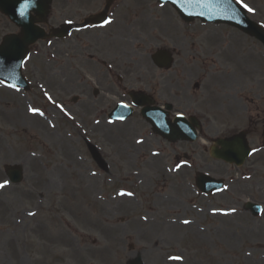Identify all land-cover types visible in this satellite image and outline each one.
Instances as JSON below:
<instances>
[{
    "label": "rangeland",
    "instance_id": "rangeland-1",
    "mask_svg": "<svg viewBox=\"0 0 264 264\" xmlns=\"http://www.w3.org/2000/svg\"><path fill=\"white\" fill-rule=\"evenodd\" d=\"M238 1L264 26V0ZM164 8L153 35H161L177 61H196L200 69L189 81L204 78V89L194 93L207 99L199 106L205 116L200 139L168 143L137 112L109 125L105 114L121 98L117 94L105 95L102 104L104 94L92 103L72 104L81 71L73 65L69 94L63 42L38 41L23 66L29 90L0 83V183L8 181L6 165H20L24 172L20 184L0 189V264H127L137 254L143 264H255L264 254L262 46L228 26L173 20L176 13ZM17 31L0 14V40ZM94 65L88 62L81 75L90 87ZM106 74L101 68L96 75L110 81ZM19 102L39 109L46 120L39 112V118L20 114ZM97 107L104 115L97 117ZM240 130L256 151L239 168L213 160L210 141ZM86 140L101 148L106 169ZM198 171L224 178V190L201 194L194 184ZM247 200L262 205L259 216L244 209ZM228 209H235L231 218L217 217ZM165 216L190 223L167 224ZM177 256L182 259H172Z\"/></svg>",
    "mask_w": 264,
    "mask_h": 264
},
{
    "label": "flooded vegetation",
    "instance_id": "flooded-vegetation-1",
    "mask_svg": "<svg viewBox=\"0 0 264 264\" xmlns=\"http://www.w3.org/2000/svg\"><path fill=\"white\" fill-rule=\"evenodd\" d=\"M150 2L54 0L51 3L44 25L49 30L62 24L65 26V83L69 93L72 91L73 65L81 71L77 74L78 86L75 91L79 98L72 100L92 103L104 94L99 98L102 104L105 95L137 92L148 95L146 101L150 100L151 103L145 105L162 107L169 118L177 113L186 117L203 113L198 108V101L183 89V83L188 88V79L194 75L195 69H199L194 61H173L169 70L161 69L153 62L152 46H162L163 38L153 35L155 24L161 19L153 17ZM109 18L111 24L101 27L104 20ZM88 62L90 65L91 62L96 64L92 66L93 71H89L93 87L85 83L81 76ZM101 68L110 81L96 75ZM114 71L122 75L117 76V82H113L114 76L110 75Z\"/></svg>",
    "mask_w": 264,
    "mask_h": 264
},
{
    "label": "water",
    "instance_id": "water-1",
    "mask_svg": "<svg viewBox=\"0 0 264 264\" xmlns=\"http://www.w3.org/2000/svg\"><path fill=\"white\" fill-rule=\"evenodd\" d=\"M51 0H28L30 6L26 9V14L21 17L19 9L25 0H0V12L8 16L17 25L22 26V36L9 35L5 37L0 45V78L6 80L13 85L18 83L24 89L26 84L20 75V65L23 57L27 52V46L32 44L38 38L44 37L42 29L32 26L33 19L29 18V12H40L41 7L47 8V3ZM164 1V0H161ZM171 2L175 8L181 13V16L190 21L195 17H200L203 21L222 22L232 25L245 33L259 39L264 46V30L258 27L255 23L246 18L245 12L240 6L236 5L232 0H176L175 3L172 0H165ZM203 13V15H200ZM183 137L192 135L193 131L188 130L187 127L181 128ZM169 132L174 134V129L168 127L163 130V133ZM232 142L223 143L224 150L221 154L223 159L227 161H235L241 163L245 158L247 151L242 147L239 140H231ZM6 174L14 183H19L22 179V170L18 166H8L6 168ZM200 179V180H199ZM202 189L211 190L213 187H220L218 183L214 181L209 182L210 179L201 176L196 179ZM254 214H257L259 208L257 206H251ZM128 264H141L140 256H137L134 260Z\"/></svg>",
    "mask_w": 264,
    "mask_h": 264
},
{
    "label": "bare ground",
    "instance_id": "bare-ground-1",
    "mask_svg": "<svg viewBox=\"0 0 264 264\" xmlns=\"http://www.w3.org/2000/svg\"><path fill=\"white\" fill-rule=\"evenodd\" d=\"M17 112H19L20 114H27L28 116L30 117H34V114L32 112H30L27 108H26V105L23 104L22 102H19L18 104V107H17ZM33 127H36L35 124H33ZM96 147L94 144L90 143V142H86V147L93 152V154L96 156V157H100L101 159H103L102 155L100 154V151L99 149L96 147V149L98 150V152L95 151V148ZM118 196L116 195L115 198H117ZM113 199V197H111ZM119 198V197H118ZM124 200H127L126 198H119V201H124ZM171 200V199H170ZM238 213V212H237ZM226 213H221L222 216L218 215L219 218H231L232 216L231 215H226ZM235 214V213H234ZM226 215V216H225ZM233 215V214H232ZM141 221V219H139ZM164 223H167V224H172V225H176V226H180L182 225V220L177 217V216H165V219L163 221ZM259 249L261 250V248L259 247ZM247 256H245V261H248V259L246 258ZM256 262L255 264H260V263H263L264 262V254L261 252L260 255H259V259L258 261H253V263ZM222 264H233V263H222Z\"/></svg>",
    "mask_w": 264,
    "mask_h": 264
},
{
    "label": "snow or ice",
    "instance_id": "snow-or-ice-1",
    "mask_svg": "<svg viewBox=\"0 0 264 264\" xmlns=\"http://www.w3.org/2000/svg\"><path fill=\"white\" fill-rule=\"evenodd\" d=\"M172 2L173 3H175L176 2V0H172ZM30 6V4H29V2H28V0H25V3H23L22 5H21V7H20V9H19V14H20V16L21 17H24L25 16V14H26V9L28 8ZM243 7H245V8H247L248 9V11H253V9H251V8H249L248 7V5L247 4H244L243 5ZM200 15H203V13H200ZM111 18H109V19H106V20H104V22H103V24L101 25V27H104V26H106V25H109V24H111ZM69 23H71V21H69ZM49 43H51V41H49ZM11 87H13V88H15L16 87V85H11ZM46 95H47V93H45ZM49 99H51V97H49ZM124 107H128V105H123ZM29 111L30 112H32V113H38L39 112V109H36V108H29ZM39 114L40 115H43V113L42 112H39ZM111 122V121H110ZM97 123H99V121H97ZM142 141H137V143H141ZM253 152H255L256 151V149H253L252 150ZM249 154H251V153H249ZM8 184V181H4V182H2V183H0V189H3L6 185ZM129 195V196H131L132 195V193H120V195ZM231 211H233V212H235V209H232ZM29 215H35V213H29ZM145 219H147V217H145ZM183 223L184 224H189L190 223V221H188V220H184L183 221ZM172 259H175V260H180V259H182V257H179V256H177V257H172Z\"/></svg>",
    "mask_w": 264,
    "mask_h": 264
}]
</instances>
